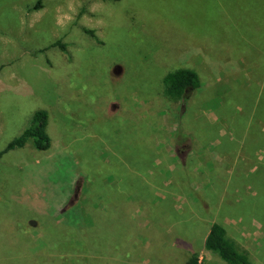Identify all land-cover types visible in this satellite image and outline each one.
I'll return each mask as SVG.
<instances>
[{"label": "rangeland", "instance_id": "1", "mask_svg": "<svg viewBox=\"0 0 264 264\" xmlns=\"http://www.w3.org/2000/svg\"><path fill=\"white\" fill-rule=\"evenodd\" d=\"M182 68L200 89L134 127ZM39 110L50 149L0 158V264H226L213 223L264 264V0H0V152Z\"/></svg>", "mask_w": 264, "mask_h": 264}, {"label": "trees", "instance_id": "2", "mask_svg": "<svg viewBox=\"0 0 264 264\" xmlns=\"http://www.w3.org/2000/svg\"><path fill=\"white\" fill-rule=\"evenodd\" d=\"M119 1V0H116ZM93 34L92 32H90ZM59 45L60 43H56ZM60 48L64 50V46L60 44ZM163 85H164V94L159 99V97H148L145 98V104L151 99H159L160 104H157L153 110L146 112L148 115L147 120L144 118L142 121H139L136 125L139 126H152V130L156 129L155 123H159L163 115L170 116V112L174 110L176 107L177 102H186V99L196 90L200 89L201 81L198 73L194 70L188 68L178 69L174 72L168 73L163 78ZM135 106V105H134ZM170 107L173 109L170 110ZM137 111V109H136ZM155 120V121H154ZM133 119L129 122L128 125H125L122 130L125 128H129L132 123ZM47 126H48V114L44 110H39L35 112L32 117L30 126L16 139L12 140L4 151L0 152V158L7 152L24 148L30 141L33 142L34 147L40 151H47L51 147V139L47 133ZM158 126V124H157ZM137 127V131L139 130ZM121 130V131H122ZM187 135V134H186ZM140 136V135H139ZM128 147V145H126ZM118 153L121 151L118 150ZM119 156V155H118ZM119 159V158H118ZM118 185L125 189L126 183L131 181L129 178H123ZM131 187V186H130ZM119 189V188H118ZM122 189V190H123ZM119 193V191H118ZM67 218H70V214L66 215ZM68 222V221H67ZM71 222V221H69ZM90 223V222H89ZM69 226H74L78 228L77 224L75 223H68ZM91 224V223H90ZM94 224V222H93ZM6 239L10 241L7 245L11 248V250H18L19 243L14 235H10V237L6 236ZM204 247L207 252L215 255L219 260L225 262L226 264H251L249 255L241 251L236 243L228 236L226 228L218 223L211 224V227L207 233V236L204 241ZM6 261L9 263L11 260L8 256H6ZM67 259V258H66ZM63 256L59 255H41L35 256L32 258H27V264H47V261L50 260L53 262L54 260H60L59 264H65V260ZM5 261V260H4ZM3 261V264H5ZM84 262L78 259H75L71 262V264H83ZM9 264H18V263H9ZM187 264H200L199 257L197 254H192Z\"/></svg>", "mask_w": 264, "mask_h": 264}, {"label": "crops", "instance_id": "3", "mask_svg": "<svg viewBox=\"0 0 264 264\" xmlns=\"http://www.w3.org/2000/svg\"><path fill=\"white\" fill-rule=\"evenodd\" d=\"M259 33V32H258Z\"/></svg>", "mask_w": 264, "mask_h": 264}]
</instances>
